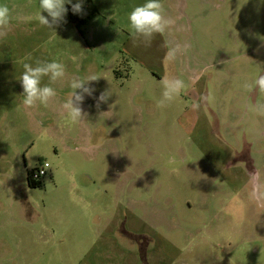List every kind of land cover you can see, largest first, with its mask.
<instances>
[{"label": "rangeland", "instance_id": "1", "mask_svg": "<svg viewBox=\"0 0 264 264\" xmlns=\"http://www.w3.org/2000/svg\"><path fill=\"white\" fill-rule=\"evenodd\" d=\"M91 2L80 29L67 12L53 32L39 0H0V264H264V116L250 110L264 93L244 87L264 75V0H161L174 23L147 47L128 23L146 0ZM38 60L66 77L26 109L19 77ZM91 74L73 124L61 105ZM166 78L186 88L160 107Z\"/></svg>", "mask_w": 264, "mask_h": 264}, {"label": "clouds", "instance_id": "2", "mask_svg": "<svg viewBox=\"0 0 264 264\" xmlns=\"http://www.w3.org/2000/svg\"><path fill=\"white\" fill-rule=\"evenodd\" d=\"M66 4L71 5L74 14L83 11V0H77L76 3H72V0H39L40 11L36 14V19L42 26L55 32V29L62 23H66L65 16L68 11L65 7ZM42 12L47 15H42ZM11 18L9 7L0 4V39L7 36ZM128 23L133 44L141 42L147 47L151 45L156 34H163L173 25L174 21L165 17L161 0H146L143 5L135 7L129 13ZM175 56V51H172L169 53L168 59L174 60ZM72 59L76 61V57ZM23 69L19 77L23 89V106L26 109L35 108L38 104L47 106L57 96L56 89L50 85L61 82L66 77L65 65L57 61L42 62L38 60L35 66L27 62L23 63ZM44 77H48L50 84L42 85ZM99 78L97 75L91 74L84 78L73 77L71 79L69 99L61 105V108L73 124L83 123L86 120L87 113L81 105L86 96L93 97L96 89L90 86V82H97ZM244 87L249 92L257 89L264 93V75H259L254 83H246ZM163 88L162 99L159 101L160 107H164L166 103L178 98L186 88V83L180 78H166L163 81ZM111 95L109 90L102 91L98 97H95V106L99 108L102 103H108ZM204 99L211 103L214 98L207 96ZM199 107V103L192 104L194 110H198ZM250 110L257 115L264 116V104L252 105ZM168 163L175 164V158H169Z\"/></svg>", "mask_w": 264, "mask_h": 264}, {"label": "trees", "instance_id": "3", "mask_svg": "<svg viewBox=\"0 0 264 264\" xmlns=\"http://www.w3.org/2000/svg\"><path fill=\"white\" fill-rule=\"evenodd\" d=\"M68 9L69 20L77 27L81 28L96 12L97 9L91 0H83V11L79 14H74L71 10V5H66ZM30 170L27 174V182L29 186L35 187L41 184L40 180L34 181L29 176Z\"/></svg>", "mask_w": 264, "mask_h": 264}, {"label": "built area", "instance_id": "4", "mask_svg": "<svg viewBox=\"0 0 264 264\" xmlns=\"http://www.w3.org/2000/svg\"><path fill=\"white\" fill-rule=\"evenodd\" d=\"M49 173V163L47 161H40L39 164L30 170V178L34 181L41 180Z\"/></svg>", "mask_w": 264, "mask_h": 264}, {"label": "crops", "instance_id": "5", "mask_svg": "<svg viewBox=\"0 0 264 264\" xmlns=\"http://www.w3.org/2000/svg\"><path fill=\"white\" fill-rule=\"evenodd\" d=\"M28 205V204H27ZM29 206V205H28Z\"/></svg>", "mask_w": 264, "mask_h": 264}]
</instances>
